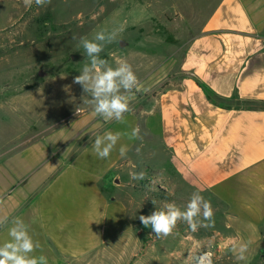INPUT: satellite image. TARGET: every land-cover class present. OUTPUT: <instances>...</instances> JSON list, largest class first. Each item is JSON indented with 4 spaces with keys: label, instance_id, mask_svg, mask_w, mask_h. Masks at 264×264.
<instances>
[{
    "label": "crops",
    "instance_id": "1",
    "mask_svg": "<svg viewBox=\"0 0 264 264\" xmlns=\"http://www.w3.org/2000/svg\"><path fill=\"white\" fill-rule=\"evenodd\" d=\"M152 1L157 8L151 21L175 33L173 45L157 51L165 43L136 41L132 52L117 60L135 67L147 63L153 88L156 79L178 77L183 97L177 105L169 102V111L177 114H164L167 94L162 114L148 105L146 116L131 110L122 121H105L87 104L63 110L54 121L47 108L40 135L0 154V218L22 219L41 246L33 255L46 256L48 264H105L108 217L115 221L122 206L120 199L107 216L117 201V194L108 197V192H122L132 174L149 171L154 161L164 174L169 169V177L178 176L186 190L207 191L226 204L233 217L236 203L252 210L264 204V0ZM176 64L179 70L172 72ZM135 67L136 89H143ZM252 96L262 105L238 103ZM133 128L139 138H130ZM107 131L124 135L101 159L93 141ZM121 146L127 148L123 157ZM156 152L162 153L161 162ZM232 184L250 193L234 195ZM253 224L259 240L264 212L257 211ZM10 226L0 227V245L10 240Z\"/></svg>",
    "mask_w": 264,
    "mask_h": 264
},
{
    "label": "rangeland",
    "instance_id": "2",
    "mask_svg": "<svg viewBox=\"0 0 264 264\" xmlns=\"http://www.w3.org/2000/svg\"><path fill=\"white\" fill-rule=\"evenodd\" d=\"M121 5L125 8L122 11L118 9ZM156 8L152 0H51L46 7L33 4L31 8H25L22 0H0V154L41 134L45 127L39 123L43 110L52 108L49 118L55 121L62 116L63 110H77L86 105L81 100L82 88L73 83V79L88 63V58L73 36L92 39L101 30L117 31L116 41L106 44L100 53V58L112 67L118 66L121 54L132 52L136 41L165 43L156 50L167 51L168 45H173L176 39L175 33L161 25H153L152 13ZM147 66V63L136 66L144 87L129 94L133 100L129 112L146 116L143 110L153 105L152 110L162 114L161 105L167 94L170 101L164 106V114L176 115L169 111V102L177 105L183 97L182 81L175 75L169 80L156 79L153 88L148 79L151 69L147 70ZM178 70V65H173L172 72ZM196 84L205 88L203 82ZM250 98V101L238 103L262 105L258 96ZM161 156L162 153L156 152V160L161 162ZM215 163L213 159L212 164ZM157 165L159 163L154 161L155 167L149 171L141 169L145 178L132 179L122 192H108V197L117 194V201L113 200L108 206L107 216L114 205L120 204V199L122 206L117 207L115 221L108 217L105 264H196L193 258L204 251L213 254L214 264H264V235L257 240L258 229L253 224L257 211L264 212V204L252 210L236 203L237 217H233L226 204L207 191H199L211 202L214 215L211 221L201 218L202 226L196 232L179 221L171 235L157 238L150 227L143 226L138 218L140 215H149L169 202L184 210L195 192L180 185L178 176L169 177V169L164 174L163 167ZM230 190L234 195L250 193L247 188L235 184L230 185ZM241 244L248 245L243 259L239 258ZM224 251H233L238 256L230 258Z\"/></svg>",
    "mask_w": 264,
    "mask_h": 264
},
{
    "label": "clouds",
    "instance_id": "3",
    "mask_svg": "<svg viewBox=\"0 0 264 264\" xmlns=\"http://www.w3.org/2000/svg\"><path fill=\"white\" fill-rule=\"evenodd\" d=\"M25 8L46 7L51 0H22ZM117 31L108 32L101 30L92 39L81 36L78 46L84 49L88 58L79 75L75 76L73 83L82 88L81 100L90 105L94 115L102 117L105 121H122L124 114L130 111L129 94L137 88L138 80L132 67L127 62H121L112 67L105 59L100 58V53L106 44H111L117 39ZM139 129L133 128L130 138H139ZM121 132L107 131L103 136H97L93 141V149L99 158H108L117 142L121 139ZM120 155L127 153V148L121 146ZM143 171L132 174V179L145 178ZM155 204V201H152ZM211 202L206 200L199 191L191 194L184 210L174 202L166 203L162 208L152 211L149 215H140L138 218L143 226L150 227L151 233L157 238L167 237L173 233L179 221L185 222L192 232L202 226V219L211 221L213 218ZM202 218V219H201ZM8 227L10 240L0 245V264H48L44 255L35 256L33 253L39 249V241H34L29 234L24 221L19 217L8 220L0 218V227ZM248 245H240V259L247 251ZM213 254L204 251L199 257H194L196 264H214Z\"/></svg>",
    "mask_w": 264,
    "mask_h": 264
}]
</instances>
